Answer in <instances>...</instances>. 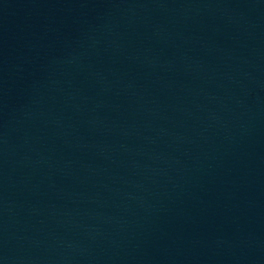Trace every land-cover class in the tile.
<instances>
[{
	"label": "water",
	"instance_id": "1",
	"mask_svg": "<svg viewBox=\"0 0 264 264\" xmlns=\"http://www.w3.org/2000/svg\"><path fill=\"white\" fill-rule=\"evenodd\" d=\"M0 264H264V0H0Z\"/></svg>",
	"mask_w": 264,
	"mask_h": 264
}]
</instances>
